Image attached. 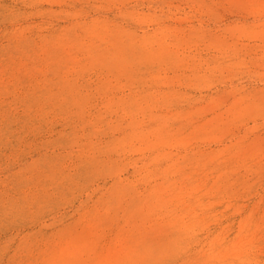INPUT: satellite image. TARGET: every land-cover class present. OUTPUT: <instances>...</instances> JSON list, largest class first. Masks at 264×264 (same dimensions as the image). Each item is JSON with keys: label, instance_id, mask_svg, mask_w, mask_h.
<instances>
[{"label": "rangeland", "instance_id": "1", "mask_svg": "<svg viewBox=\"0 0 264 264\" xmlns=\"http://www.w3.org/2000/svg\"><path fill=\"white\" fill-rule=\"evenodd\" d=\"M0 264H264V0H0Z\"/></svg>", "mask_w": 264, "mask_h": 264}]
</instances>
